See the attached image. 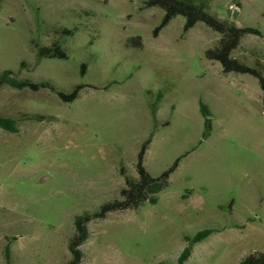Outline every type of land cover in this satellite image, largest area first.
<instances>
[{
  "label": "rangeland",
  "instance_id": "374dc122",
  "mask_svg": "<svg viewBox=\"0 0 264 264\" xmlns=\"http://www.w3.org/2000/svg\"><path fill=\"white\" fill-rule=\"evenodd\" d=\"M189 1L222 21L260 29L233 57L264 73V0ZM163 16L138 0H0V75L51 81L66 94L84 86L72 103L49 89H0V114L19 125L18 133L0 128V264L7 238L14 264L70 260L75 217L120 199L122 173L137 176L138 153L152 132L147 171L159 177L180 159L178 168L157 204L91 221L81 264H176L183 236L205 229L215 232L194 245L186 264H239L264 253L259 81L224 74L207 59L220 35L204 23L184 32L178 16L155 37ZM137 37L142 47L132 48ZM54 42L68 58L39 61L35 46ZM200 101L212 112L207 138Z\"/></svg>",
  "mask_w": 264,
  "mask_h": 264
},
{
  "label": "trees",
  "instance_id": "16d2710c",
  "mask_svg": "<svg viewBox=\"0 0 264 264\" xmlns=\"http://www.w3.org/2000/svg\"><path fill=\"white\" fill-rule=\"evenodd\" d=\"M144 3L145 8L159 7L164 11V16L160 24L155 28L154 35H158L170 22L178 16L186 19L184 24V32L193 29L197 23H204L207 27L220 35L218 45L206 51L207 59L221 63L223 73H239L249 74L258 79L260 87L263 91L264 104V73L256 67H250L233 57V52L237 50L243 38L247 35L254 34L261 36L262 32L256 27H238L233 22L220 20L218 17L210 14L205 10L203 4L197 5L189 0H138ZM74 33V31H73ZM67 32L68 35H74ZM129 45L132 48H141L142 39L140 37L131 38ZM37 59H59L68 58L67 53L63 50L59 42H54L51 46L36 45ZM85 67L84 65L82 66ZM21 68H27V63L23 61ZM10 87L14 90L29 89L38 92L42 89H49L54 92L63 103H72L79 98L81 90L84 86H76L73 91L66 94L60 90L51 81L35 82L31 79H18L14 76L12 70H4L0 75V89ZM162 95L159 94L158 101L152 106V116L155 125L158 123V107ZM200 112L204 118L203 137L207 138L213 130L212 112L209 106L200 101ZM45 120V119H43ZM0 128L9 133H18V121L0 114ZM154 132L150 134L147 140L142 144L138 153L137 164L135 170L136 177H130L122 173L125 178V187L120 191V199L105 203L100 209L94 213H85L76 216L74 219V232L68 242V250L71 259L63 264H81L86 254L82 250L83 244L90 238L88 224L93 220L105 219L109 213L122 212L126 210H136L144 203L157 204L158 194L168 185L171 174L178 168L180 159L173 166L165 171L161 176L154 177L146 169L144 162L147 150L153 141ZM122 172V170H121ZM215 232L213 229H205L199 231L193 236L184 235L183 239L187 246L177 259L176 264H186L192 256L194 245L206 240ZM15 239V238H14ZM8 243L4 248L5 264H14L12 256L11 239L7 238ZM167 264V263H162ZM239 264H264V253L253 252L244 257Z\"/></svg>",
  "mask_w": 264,
  "mask_h": 264
}]
</instances>
